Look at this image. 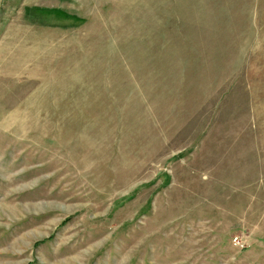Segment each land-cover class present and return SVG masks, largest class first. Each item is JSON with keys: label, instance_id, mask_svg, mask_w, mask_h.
Returning <instances> with one entry per match:
<instances>
[{"label": "rangeland", "instance_id": "obj_1", "mask_svg": "<svg viewBox=\"0 0 264 264\" xmlns=\"http://www.w3.org/2000/svg\"><path fill=\"white\" fill-rule=\"evenodd\" d=\"M0 264H264V0H0Z\"/></svg>", "mask_w": 264, "mask_h": 264}]
</instances>
